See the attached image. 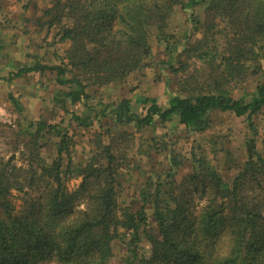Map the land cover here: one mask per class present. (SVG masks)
Instances as JSON below:
<instances>
[{"label":"trees","instance_id":"obj_1","mask_svg":"<svg viewBox=\"0 0 264 264\" xmlns=\"http://www.w3.org/2000/svg\"><path fill=\"white\" fill-rule=\"evenodd\" d=\"M177 8L186 23L171 30ZM42 16L58 43H66L59 63L35 59L0 80L48 69L64 88L54 91V100L78 126L98 128L82 163L70 156L66 129L38 121L34 131L29 123L17 134L27 167L0 160V264H109L116 251L126 264H264V130L254 123L264 109V0H54ZM153 42L163 47L159 61ZM143 69H156L157 77L168 71L165 102L139 94L103 109L83 103L80 115L66 110L65 102H86L90 91ZM215 112L247 126L234 151L221 135L203 136ZM169 123L201 135L200 145L185 158L167 139L153 138L151 148L165 155L166 165L148 172L130 195L128 158L143 159L135 132ZM46 130L58 138L50 160L42 156L46 141L40 143ZM126 138L137 149L130 155L122 149ZM236 151L241 160L233 158ZM186 160L190 170L177 179ZM76 177L79 184L69 189L67 181ZM43 181L16 208L12 190L26 194ZM195 197L204 200L200 208ZM144 239L148 253L138 246Z\"/></svg>","mask_w":264,"mask_h":264},{"label":"rangeland","instance_id":"obj_2","mask_svg":"<svg viewBox=\"0 0 264 264\" xmlns=\"http://www.w3.org/2000/svg\"><path fill=\"white\" fill-rule=\"evenodd\" d=\"M54 0H0V77L8 79L12 71H16L19 67L28 65L32 60H41L46 65H54L59 63V57L63 54L66 43H58L55 31L47 29L44 25L46 18L42 16L43 9L50 7ZM26 5V8H23ZM185 12L177 8L170 19L169 27L177 30L179 26L185 25ZM4 21V23H2ZM43 23V24H42ZM4 25V26H3ZM7 25V26H5ZM153 54L156 61L162 58V46L159 47L153 42ZM154 71L143 69L128 77L124 83H114L110 86H103L96 91H90L91 98L86 102L82 99L80 104L70 105L65 102L66 110L75 111L78 115L82 114L83 108L81 104L87 103L96 109H103L107 103L115 102L122 97L134 98L135 95L156 96L162 102L168 98L167 88L165 86L164 73L168 71H159L155 75ZM158 72V70H157ZM170 75V74H169ZM13 77V76H12ZM56 75L48 69L41 72H30L22 74L19 77H13L10 81L0 80V160H9L10 164L17 167H27L25 157L22 154H27L25 150L24 138L17 136L22 132L25 134V126L29 123H34L32 128L28 127L29 131L35 130V124L40 122L50 123L66 129L68 135L71 137L69 142L70 156L74 162L82 163L90 154L95 135L97 124L95 123L91 129L78 126L77 121L74 120L70 112L64 111L58 101L54 100V91L57 89H64L63 86L56 82ZM247 89L248 86H247ZM17 99L19 110L14 108L11 98ZM86 105V104H85ZM107 113L109 109L106 110ZM135 111H138L135 108ZM7 117V118H6ZM107 121V124H106ZM212 127L203 136L205 138H214L221 135L224 147L233 148L238 145V138L247 130L246 124H242L238 118L228 116L227 114L215 112L212 114ZM104 125H111V121L104 119ZM8 123V124H6ZM254 123L257 124L261 131L264 130V109L254 117ZM11 124V126H7ZM172 123L163 128L149 127L147 129H140L135 132L136 139L142 144L141 151H137L136 146L128 141L126 138L123 141V147L128 155L132 151L139 152L143 157L139 162L132 158L129 159V164L132 170L128 168L129 173L124 180L126 192L130 195L138 192L139 184H143L148 172L166 165L165 155L155 153L151 146L153 145V138L162 142L165 138L169 141V149H173L181 154V156L188 158L191 156V151H195L200 145L198 141L201 137L199 134H187L184 128L179 127L175 131ZM122 127H117V132ZM128 130H134L135 127L130 124ZM47 131V130H46ZM44 131V132H46ZM135 131V130H134ZM174 133V134H173ZM164 134V136H163ZM46 140L40 139V143L46 141L43 148V154L47 160L56 155V143L58 138L52 132L47 131ZM229 139L232 140L230 144ZM107 141V137H105ZM161 144V143H160ZM233 148H232V147ZM131 157V156H130ZM138 157H136L137 159ZM233 158L238 161L241 158L238 156V151L234 153ZM126 160L124 165H126ZM138 163V164H136ZM141 164V167L139 165ZM190 160L185 161V165L181 167L176 175L180 179L184 174L190 170ZM80 182V178H70L67 181L69 189H74ZM45 181L37 183L31 188H25L26 194L18 190H12V202L16 208L24 197H34L38 194L39 189H43ZM128 201L129 196H127ZM202 199L194 198V205L200 208L203 204ZM83 203H79L82 207ZM142 253H148L149 244L145 241L138 242ZM122 251H116V255L109 262V264H126V257ZM45 264H57L54 261L46 262Z\"/></svg>","mask_w":264,"mask_h":264},{"label":"built area","instance_id":"obj_3","mask_svg":"<svg viewBox=\"0 0 264 264\" xmlns=\"http://www.w3.org/2000/svg\"><path fill=\"white\" fill-rule=\"evenodd\" d=\"M7 118V117H6Z\"/></svg>","mask_w":264,"mask_h":264}]
</instances>
